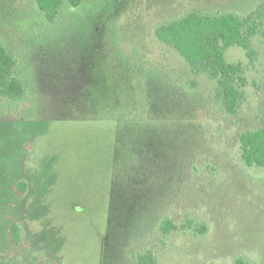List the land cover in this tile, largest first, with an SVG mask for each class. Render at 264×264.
I'll return each instance as SVG.
<instances>
[{
  "label": "rangeland",
  "instance_id": "374dc122",
  "mask_svg": "<svg viewBox=\"0 0 264 264\" xmlns=\"http://www.w3.org/2000/svg\"><path fill=\"white\" fill-rule=\"evenodd\" d=\"M63 1L52 25L36 0H0V41L31 87L0 100V262L135 264L152 249L156 264H264V168L239 141L264 128V20L251 59L225 51L247 82L236 116L155 35L190 13L264 14V0Z\"/></svg>",
  "mask_w": 264,
  "mask_h": 264
},
{
  "label": "trees",
  "instance_id": "16d2710c",
  "mask_svg": "<svg viewBox=\"0 0 264 264\" xmlns=\"http://www.w3.org/2000/svg\"><path fill=\"white\" fill-rule=\"evenodd\" d=\"M72 8H77L83 0H68ZM39 9L44 12L49 24L55 25L61 20L63 0H36ZM262 7L245 19L232 12L215 15L190 13L178 21L159 26L155 30L157 39L173 48L191 66L195 74H206L210 81L217 83L218 96L229 116H236L243 99L246 80L244 67L240 63H228L225 51L230 47H240L246 51L249 59L253 57L252 38L259 35V25L264 20ZM261 20V21H260ZM18 59L10 53L0 41V100L3 98L23 102L30 98L31 87L26 80L14 76ZM240 157L250 168H264V128L242 133L239 137ZM15 188L20 194L26 192L25 181H18ZM190 222V221H189ZM164 235L169 236L176 229L172 221L165 219L160 225ZM185 228H193L188 223ZM203 226H196L202 232ZM10 241L14 247L23 242V228L14 223L9 227ZM0 264H8L0 262ZM135 264H156L152 249L139 251ZM235 264H251L238 258Z\"/></svg>",
  "mask_w": 264,
  "mask_h": 264
}]
</instances>
